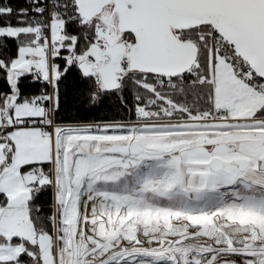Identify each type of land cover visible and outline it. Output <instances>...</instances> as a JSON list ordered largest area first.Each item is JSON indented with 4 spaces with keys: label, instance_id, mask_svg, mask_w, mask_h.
I'll return each instance as SVG.
<instances>
[{
    "label": "snow or ice",
    "instance_id": "obj_1",
    "mask_svg": "<svg viewBox=\"0 0 264 264\" xmlns=\"http://www.w3.org/2000/svg\"><path fill=\"white\" fill-rule=\"evenodd\" d=\"M0 264H264V0H2Z\"/></svg>",
    "mask_w": 264,
    "mask_h": 264
},
{
    "label": "trees",
    "instance_id": "obj_2",
    "mask_svg": "<svg viewBox=\"0 0 264 264\" xmlns=\"http://www.w3.org/2000/svg\"><path fill=\"white\" fill-rule=\"evenodd\" d=\"M2 2V0H0ZM12 3L17 5L25 4L26 0H11ZM110 101H106L102 107L93 109V110H81L79 113V117L81 119H108L110 117V109H109Z\"/></svg>",
    "mask_w": 264,
    "mask_h": 264
}]
</instances>
